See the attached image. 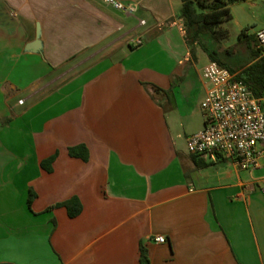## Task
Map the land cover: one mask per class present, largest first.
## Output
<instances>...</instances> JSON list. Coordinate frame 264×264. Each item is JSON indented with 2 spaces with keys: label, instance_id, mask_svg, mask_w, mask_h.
<instances>
[{
  "label": "crops",
  "instance_id": "1",
  "mask_svg": "<svg viewBox=\"0 0 264 264\" xmlns=\"http://www.w3.org/2000/svg\"><path fill=\"white\" fill-rule=\"evenodd\" d=\"M119 1L0 0V264H264L259 178L196 166L173 126L208 89L181 0Z\"/></svg>",
  "mask_w": 264,
  "mask_h": 264
},
{
  "label": "built area",
  "instance_id": "2",
  "mask_svg": "<svg viewBox=\"0 0 264 264\" xmlns=\"http://www.w3.org/2000/svg\"><path fill=\"white\" fill-rule=\"evenodd\" d=\"M99 1L127 15L137 11L134 3ZM255 39L264 56V28ZM134 44L140 45L141 40L136 39ZM202 77L208 85L201 103L204 127L187 137L188 153L197 158L227 160L242 171L264 170V95L255 98L235 73L214 61L204 66ZM259 191L264 201V176L259 178ZM153 241L163 244L165 238L155 236Z\"/></svg>",
  "mask_w": 264,
  "mask_h": 264
},
{
  "label": "rangeland",
  "instance_id": "3",
  "mask_svg": "<svg viewBox=\"0 0 264 264\" xmlns=\"http://www.w3.org/2000/svg\"><path fill=\"white\" fill-rule=\"evenodd\" d=\"M228 8L230 18L219 24L215 34H205L201 39L208 51L216 50L217 58L224 63L228 71L238 75L255 62L256 51L259 47L255 34L264 28V0L236 2L230 4ZM193 53L197 56L196 70L200 72L210 60L200 45L194 47ZM191 80L194 89L191 94H186L180 99V105L174 113L176 123L173 124L186 154L188 153L186 139L201 124L200 106L204 100V92L199 81L194 76ZM169 116L171 117L170 114ZM263 176L264 170H257L253 173L255 179Z\"/></svg>",
  "mask_w": 264,
  "mask_h": 264
},
{
  "label": "trees",
  "instance_id": "4",
  "mask_svg": "<svg viewBox=\"0 0 264 264\" xmlns=\"http://www.w3.org/2000/svg\"><path fill=\"white\" fill-rule=\"evenodd\" d=\"M242 1L246 0H181L180 18L183 21L186 40L192 54H194V47L200 45L210 61L217 62L224 67V63L217 58L216 50L208 51V48L202 43L201 38L205 34H215L219 24L223 20L230 18L228 6ZM260 53L261 50L258 47L255 62L249 65L240 74L236 75L237 80L243 82L250 89L255 98H260L264 95V56ZM84 149L85 148L82 146L71 148L69 149V154L73 157H80L86 160L87 155ZM192 157L196 166H199L196 160L197 157ZM53 159L54 157H51L45 163L50 164ZM33 197L34 195L30 192L27 202L29 206ZM57 206L65 207L70 218L77 216L81 212V204L76 198L55 205V207ZM141 263H147L143 249H141Z\"/></svg>",
  "mask_w": 264,
  "mask_h": 264
},
{
  "label": "water",
  "instance_id": "5",
  "mask_svg": "<svg viewBox=\"0 0 264 264\" xmlns=\"http://www.w3.org/2000/svg\"><path fill=\"white\" fill-rule=\"evenodd\" d=\"M29 47H30V49H29ZM29 47L26 48L27 51H30L31 49H32V51H35V52L40 51L41 44H40V33H39V31H37V33H36V40Z\"/></svg>",
  "mask_w": 264,
  "mask_h": 264
}]
</instances>
